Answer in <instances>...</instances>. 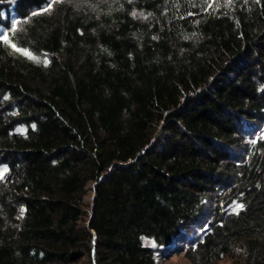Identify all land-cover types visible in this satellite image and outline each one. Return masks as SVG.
Here are the masks:
<instances>
[{
	"label": "trees",
	"instance_id": "1",
	"mask_svg": "<svg viewBox=\"0 0 264 264\" xmlns=\"http://www.w3.org/2000/svg\"><path fill=\"white\" fill-rule=\"evenodd\" d=\"M0 37V264H264V0H0Z\"/></svg>",
	"mask_w": 264,
	"mask_h": 264
},
{
	"label": "rangeland",
	"instance_id": "2",
	"mask_svg": "<svg viewBox=\"0 0 264 264\" xmlns=\"http://www.w3.org/2000/svg\"><path fill=\"white\" fill-rule=\"evenodd\" d=\"M91 196L87 197V200L90 199ZM203 220L204 218L202 217V219H198V221H196L194 224H192L189 228H188V237L189 238H197L198 236H200L201 234V230L203 228ZM144 244L146 246H150V247H154L152 241L144 239ZM180 249L179 252H174L172 251H168L166 248H160L157 251V262L158 264H189L188 260L184 257L183 252L180 251L182 250V244H178ZM221 264H229L227 261H223Z\"/></svg>",
	"mask_w": 264,
	"mask_h": 264
},
{
	"label": "snow or ice",
	"instance_id": "3",
	"mask_svg": "<svg viewBox=\"0 0 264 264\" xmlns=\"http://www.w3.org/2000/svg\"><path fill=\"white\" fill-rule=\"evenodd\" d=\"M48 7L50 8L51 7V4H49ZM45 10H47V9H45ZM34 14H36V13H34ZM13 27H15V26H13ZM0 39H6V37H0ZM44 63L47 64V60H45ZM239 207H242V205L238 206V208Z\"/></svg>",
	"mask_w": 264,
	"mask_h": 264
}]
</instances>
